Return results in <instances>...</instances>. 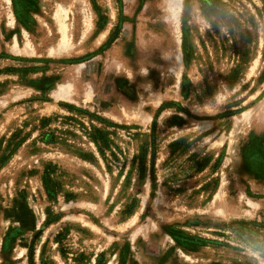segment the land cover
<instances>
[{
  "label": "rangeland",
  "instance_id": "obj_1",
  "mask_svg": "<svg viewBox=\"0 0 264 264\" xmlns=\"http://www.w3.org/2000/svg\"><path fill=\"white\" fill-rule=\"evenodd\" d=\"M0 264H264V0H0Z\"/></svg>",
  "mask_w": 264,
  "mask_h": 264
},
{
  "label": "bare ground",
  "instance_id": "obj_2",
  "mask_svg": "<svg viewBox=\"0 0 264 264\" xmlns=\"http://www.w3.org/2000/svg\"><path fill=\"white\" fill-rule=\"evenodd\" d=\"M60 16H61V15H60ZM60 26H61V28L63 27L62 24H60ZM64 29H66V28H64ZM59 31H61V30H59ZM62 34H63V33H62ZM61 41H62V40H61ZM66 43H67V42H66ZM60 49H61V48H60ZM63 49H64V47H63ZM63 49H62V50H63ZM58 50H59V49H58ZM56 51H57V50H56ZM60 51H61V50H60ZM60 51H59V52H60ZM64 51H65V49H64ZM65 85H66V84H65ZM61 87H62V86H60V88H61ZM65 89H66L65 87L61 88L62 91H64ZM68 89H69V88H68ZM65 92H66V91H65ZM60 95H61V94H60Z\"/></svg>",
  "mask_w": 264,
  "mask_h": 264
}]
</instances>
